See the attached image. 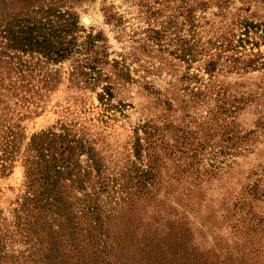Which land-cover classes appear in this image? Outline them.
I'll return each mask as SVG.
<instances>
[{
	"label": "rangeland",
	"instance_id": "obj_1",
	"mask_svg": "<svg viewBox=\"0 0 264 264\" xmlns=\"http://www.w3.org/2000/svg\"><path fill=\"white\" fill-rule=\"evenodd\" d=\"M71 5L85 30L80 36L101 31L106 39L99 80L71 81L70 59L53 65L60 70L59 84L39 90L41 95L37 87L25 90L26 100L15 98L11 105L12 122L22 117V144L32 133L71 127L94 142L111 175L132 162L144 167L152 152L164 156L176 144V163L162 170L165 182L144 207L145 223L182 221L192 230V242L213 259L230 255L234 264H264V0ZM106 83L109 104L98 99ZM184 136L187 144L179 146ZM173 173L177 179L170 180ZM24 176L19 157L9 173L0 174L1 221L9 220ZM120 191H110L108 203ZM156 199H163L166 210L155 209ZM25 247L12 234L5 251L17 254Z\"/></svg>",
	"mask_w": 264,
	"mask_h": 264
},
{
	"label": "trees",
	"instance_id": "obj_2",
	"mask_svg": "<svg viewBox=\"0 0 264 264\" xmlns=\"http://www.w3.org/2000/svg\"><path fill=\"white\" fill-rule=\"evenodd\" d=\"M74 1L80 0H0V174L9 173L19 157L25 175L9 220H0V264H234L230 255L219 261L200 249L182 221L166 219L151 227L143 220L145 205L165 182L162 170L176 163V144L164 156L152 152L144 167L132 162L113 175L94 142L71 127L32 133L22 144V117L12 122L11 105L15 98L26 100L25 90L37 87L41 95L39 90L59 84L60 70L53 65L70 59L71 81L99 80L106 39L101 31L78 34L85 30L72 10ZM111 97L106 83L98 99L109 104ZM177 144L185 147L186 136ZM141 149L137 139L136 156ZM174 174L168 178L177 179ZM165 187L173 186L167 180ZM119 190L123 194L108 203L110 191ZM166 208L156 199L155 209ZM12 234L26 244L17 254L5 251Z\"/></svg>",
	"mask_w": 264,
	"mask_h": 264
}]
</instances>
